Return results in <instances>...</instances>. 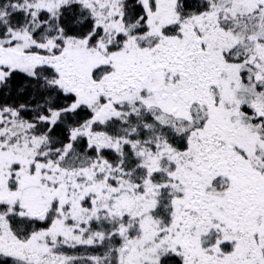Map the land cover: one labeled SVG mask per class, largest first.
<instances>
[{
    "label": "snow or ice",
    "instance_id": "obj_1",
    "mask_svg": "<svg viewBox=\"0 0 264 264\" xmlns=\"http://www.w3.org/2000/svg\"><path fill=\"white\" fill-rule=\"evenodd\" d=\"M0 264H264V0H0Z\"/></svg>",
    "mask_w": 264,
    "mask_h": 264
}]
</instances>
